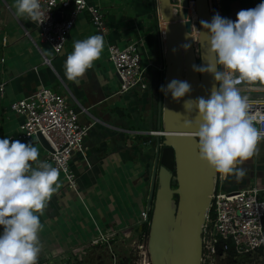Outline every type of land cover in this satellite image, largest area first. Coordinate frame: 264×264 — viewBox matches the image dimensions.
Masks as SVG:
<instances>
[{"label":"crops","instance_id":"1","mask_svg":"<svg viewBox=\"0 0 264 264\" xmlns=\"http://www.w3.org/2000/svg\"><path fill=\"white\" fill-rule=\"evenodd\" d=\"M90 1L102 6L103 29L97 30L88 11L84 10L77 15L66 45L55 53L48 43L39 39L35 22L15 16L14 0H0V83H3V91L0 92V139L16 131L22 119L9 108V103L42 85L64 94L68 102L80 110L78 117L81 122L94 121L91 128L94 127L95 137L85 144L86 160L76 153L69 161L76 173V189L68 187L65 182L63 188L51 197L44 215L40 217L44 227L39 235L45 253L39 259L67 251V247L60 250L65 245L61 231L71 230L70 222L77 217H91L97 231L98 228L116 231L115 239L109 245L89 244L88 248L111 247L115 250L116 238L129 240L131 246L138 236L140 211L146 207L155 139L151 140L152 145L147 152L139 150L134 141L148 142L150 138L145 132L156 125L157 94L152 92L143 99V103H139L135 99L137 91H132L139 88L116 92L119 81L117 83L115 70L110 66L108 44L123 46L139 38L142 62L150 70L158 59L156 38L162 23L150 0ZM209 1L214 14L232 21L236 20L238 11L254 8L262 2ZM94 34L104 36L102 58L79 83L67 80L63 65L72 51L73 42ZM151 95H155L154 100ZM46 156L47 152L40 158L44 160ZM244 164L247 177H243L238 186L245 185L254 176L256 184L264 187V152ZM78 198L85 209L80 208Z\"/></svg>","mask_w":264,"mask_h":264},{"label":"clouds","instance_id":"2","mask_svg":"<svg viewBox=\"0 0 264 264\" xmlns=\"http://www.w3.org/2000/svg\"><path fill=\"white\" fill-rule=\"evenodd\" d=\"M76 5L84 7V0H76ZM56 6L52 0L47 13ZM12 7L18 19L42 24L48 18L41 0H14ZM236 17L232 21L217 13L211 22L200 21L207 30L203 32L207 66L193 65V70L212 74L218 86L207 99L184 101L187 111H195V120L188 123H196L200 158L222 180L242 179L246 174L242 165L259 155V145L264 142V130L254 123L249 98L240 88L264 84V0L238 11ZM104 49L101 34L74 41L63 65L66 79L79 83L102 58ZM161 91L179 101L192 88L187 81L173 79L166 87L161 85ZM60 187V169L42 160L31 142L0 139V264H38L43 248L39 234L44 227L40 217Z\"/></svg>","mask_w":264,"mask_h":264},{"label":"built area","instance_id":"3","mask_svg":"<svg viewBox=\"0 0 264 264\" xmlns=\"http://www.w3.org/2000/svg\"><path fill=\"white\" fill-rule=\"evenodd\" d=\"M191 2L195 7V0H188V7ZM171 3L176 6L180 0H171ZM51 4L52 0H41L42 11L48 18L42 24L35 25L39 39L48 43L55 53H59L66 45L68 35L80 12L88 11L92 25L97 30L104 27V12L98 3L84 0V7H80L76 5V0H65L63 3L56 0L57 6L47 13ZM210 6L212 13L213 7ZM197 28L194 30L196 33ZM192 29L193 26L190 27V35L197 49L198 34L194 39ZM158 31L160 42H163L164 28L159 25ZM139 44V38L123 46L116 43L108 44V59L112 61L118 75L119 86L116 90L118 93L133 88L145 89L148 86L147 68L142 62ZM240 88L241 92L254 93L248 97L249 112L256 118L254 121L256 126L264 130V95L256 93L264 92V84H245L240 85ZM2 91L3 83H0V92ZM9 108L22 119L17 130L8 138L26 140L40 132L52 148L51 151H47L46 160L63 171L68 187L76 189V173L69 161L75 152H79L86 160L83 140L94 121L81 122L78 117L80 110L70 104L64 94L45 85L26 96L12 100ZM163 133L162 129L145 132L147 136ZM222 184L223 180L216 173L210 202L201 225L200 264H250L256 261L264 264V187L256 184L254 176L250 177L245 185L237 188L225 189ZM150 212L151 206L140 211L139 224L149 226ZM115 233V230L103 231L98 228L97 234L90 239L89 244L109 245L111 240L115 239ZM131 246L134 256L129 264H150L146 231L140 229ZM109 251L113 258L112 264H117L116 252L111 247ZM71 252L74 250H67L62 255L45 257L42 261L39 260L38 264H62L61 260L68 257Z\"/></svg>","mask_w":264,"mask_h":264},{"label":"water","instance_id":"4","mask_svg":"<svg viewBox=\"0 0 264 264\" xmlns=\"http://www.w3.org/2000/svg\"><path fill=\"white\" fill-rule=\"evenodd\" d=\"M150 1L155 15L165 21L163 42L158 36V59L149 70L150 85L157 93L156 128L164 132L155 134L152 143L154 155L146 198V208L151 206L148 226L150 264H200L201 225L217 172L200 158L196 123H188L195 120V111H187L184 101L197 97L207 99L211 89L218 86L212 74L193 70V65L207 66L204 56L207 57L208 45L203 33L207 30L200 21L211 22L210 1L195 0L197 49L190 35L188 0H180L176 6L171 0ZM185 44L190 47L184 49ZM173 79L187 81L192 88L179 101L173 100L170 92L161 91V85L166 87ZM242 94L254 95L252 92ZM36 136L47 151L52 150L40 132ZM173 180L176 185H172ZM142 226L140 224L139 229Z\"/></svg>","mask_w":264,"mask_h":264},{"label":"rangeland","instance_id":"5","mask_svg":"<svg viewBox=\"0 0 264 264\" xmlns=\"http://www.w3.org/2000/svg\"><path fill=\"white\" fill-rule=\"evenodd\" d=\"M211 7V6H210ZM81 13V12H80ZM79 13V14H80ZM214 15V11L212 12V17ZM191 23L192 26L196 25V18H195V13H191ZM196 37V36H195ZM197 38V37H196ZM38 39V37H37ZM157 39V38H156ZM52 49V48H51ZM110 61V60H109ZM110 66L113 68V70H115V67L112 63V61H110ZM150 72L147 69L146 70V77L148 79V86L145 89H133L132 91H137L136 93V102L139 103H143V99L148 98L150 93H154L157 94L155 92V89L153 87H151L150 85ZM118 83V80H117ZM119 83L116 87L115 90L118 89ZM148 96V97H147ZM151 97L153 98L152 100H154L155 95ZM93 128H90L88 130L87 135L84 137L83 140V144L85 146V144H87L88 142H91L94 137V131ZM150 137V142L151 140L153 141L155 139V135H148ZM31 141L32 144L38 148L39 152H40V157L44 154H46L47 150L40 144V142L37 140V136L36 135H32L31 138L26 139L25 141ZM135 142V146L141 150L142 152H147L148 149L150 148V143L147 141H134ZM264 152V143H261L259 145V154ZM79 153V152H75L74 154ZM44 161L49 162L48 160H46V158L44 159ZM49 163H52L51 161ZM53 164V163H52ZM242 167L245 169V164L242 165ZM247 173L245 174L244 177H247ZM258 178L260 179V176H258ZM242 179L237 180L235 177H229L228 179H224L223 180V184L222 186L225 189H230V188H237L239 185V182ZM60 181H61V187L60 189L63 188L64 183H65V175L63 173V171L60 170ZM173 185V184H172ZM80 208L81 209H85V207L83 206V203L81 201V199L78 198ZM85 214H87V212L85 211ZM82 216V215H81ZM92 219L91 217H77L76 220H73L72 222H70V226L72 227L71 230H66V231H61V237L64 239L63 244L64 247L60 248V250H63L64 248H68L67 250H70L71 248L74 250V252H71L68 257H64L61 260L62 264H112L113 262V258L112 255L109 251L108 248H88L89 247V241L90 239L97 234V230L94 227V224L92 223ZM116 249L114 250L116 252V258H117V264H129L131 258L133 259V248L132 246H129L130 243L129 240H119L116 238ZM118 241V242H117ZM132 243V242H131ZM102 246V245H100ZM118 246V247H117ZM54 251V250H53ZM63 252V251H62ZM44 252V248H42V251L40 253V256L43 255ZM40 261L43 260L39 259ZM253 260V259H251ZM250 264H259L258 261L254 262V263H250Z\"/></svg>","mask_w":264,"mask_h":264},{"label":"trees","instance_id":"6","mask_svg":"<svg viewBox=\"0 0 264 264\" xmlns=\"http://www.w3.org/2000/svg\"><path fill=\"white\" fill-rule=\"evenodd\" d=\"M189 8H190V13H195V7H194V4L191 2V4L189 5ZM155 9H153V11H154ZM156 19V22H157V20H158V18L156 17L155 18ZM158 27V26H157ZM195 28H197V25H195L194 27H193V32H194V30H195ZM159 32V31H158ZM198 32V31H197ZM194 35L197 37V33L196 32H194ZM159 36V35H158ZM157 40H158V37H157ZM154 129H157L156 128V125H155V127H154ZM172 184L173 185H176V182L173 180L172 181ZM175 198H177V195H175ZM150 215H151V212H150ZM142 230H144V231H146V233L148 234V227L146 226V225H143L142 226V228H141ZM140 230V229H139ZM138 230V231H139Z\"/></svg>","mask_w":264,"mask_h":264},{"label":"bare ground","instance_id":"7","mask_svg":"<svg viewBox=\"0 0 264 264\" xmlns=\"http://www.w3.org/2000/svg\"><path fill=\"white\" fill-rule=\"evenodd\" d=\"M211 5V3L209 2V6ZM187 16L190 18V20H191V16H190V8L188 7V9H187ZM195 18H196V21H197V23H196V25H197V27H198V19H197V13H196V11H195ZM160 22L162 23V27L164 28V26H165V21H164V19H162V18H160ZM197 31H198V28H197ZM191 34H192V31H191ZM197 34H198V32H197Z\"/></svg>","mask_w":264,"mask_h":264},{"label":"flooded vegetation","instance_id":"8","mask_svg":"<svg viewBox=\"0 0 264 264\" xmlns=\"http://www.w3.org/2000/svg\"><path fill=\"white\" fill-rule=\"evenodd\" d=\"M190 16H191V13H190ZM191 26H192V24H191ZM193 27H194V26H193ZM192 36L194 37V39H196L193 30H192ZM149 75H150V74H149Z\"/></svg>","mask_w":264,"mask_h":264}]
</instances>
